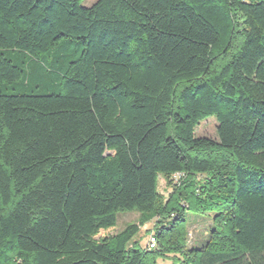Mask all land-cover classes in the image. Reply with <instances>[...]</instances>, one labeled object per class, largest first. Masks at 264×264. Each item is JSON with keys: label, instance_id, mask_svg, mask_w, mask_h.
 <instances>
[{"label": "trees", "instance_id": "16d2710c", "mask_svg": "<svg viewBox=\"0 0 264 264\" xmlns=\"http://www.w3.org/2000/svg\"><path fill=\"white\" fill-rule=\"evenodd\" d=\"M83 1L0 0V264H264V0Z\"/></svg>", "mask_w": 264, "mask_h": 264}, {"label": "rangeland", "instance_id": "374dc122", "mask_svg": "<svg viewBox=\"0 0 264 264\" xmlns=\"http://www.w3.org/2000/svg\"><path fill=\"white\" fill-rule=\"evenodd\" d=\"M97 0H84V6H91ZM51 77V75H49ZM217 125L218 120L215 116L209 117L207 120L201 122L198 127L196 128L197 136L201 137H210L212 139H218L217 135ZM160 189L161 191L168 193L166 188V182L163 178H160ZM139 215L136 212L130 213H123L119 216V220L116 227L110 228L108 230H101L100 233L97 235V238L109 236L117 233L118 231L122 230L127 224L138 222ZM211 225V219L206 217L200 216H193L190 217V224H189V245L196 246L201 245L206 241L208 237L209 228ZM154 222L147 223L145 226L142 227L139 235L137 236V240L141 243L142 246H146L147 238L149 232L153 229ZM159 264H174L170 259H160Z\"/></svg>", "mask_w": 264, "mask_h": 264}, {"label": "built area", "instance_id": "2783aa9c", "mask_svg": "<svg viewBox=\"0 0 264 264\" xmlns=\"http://www.w3.org/2000/svg\"><path fill=\"white\" fill-rule=\"evenodd\" d=\"M183 177L182 173H176L175 174V182H178ZM150 242H157V236L154 232V230H151L148 234L146 247L150 249Z\"/></svg>", "mask_w": 264, "mask_h": 264}, {"label": "bare ground", "instance_id": "6f19581e", "mask_svg": "<svg viewBox=\"0 0 264 264\" xmlns=\"http://www.w3.org/2000/svg\"><path fill=\"white\" fill-rule=\"evenodd\" d=\"M174 181H175V175L173 177ZM156 242H150V248H155L156 246Z\"/></svg>", "mask_w": 264, "mask_h": 264}]
</instances>
